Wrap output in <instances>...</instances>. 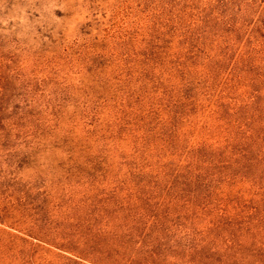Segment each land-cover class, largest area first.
I'll return each instance as SVG.
<instances>
[{
    "label": "rangeland",
    "instance_id": "rangeland-1",
    "mask_svg": "<svg viewBox=\"0 0 264 264\" xmlns=\"http://www.w3.org/2000/svg\"><path fill=\"white\" fill-rule=\"evenodd\" d=\"M0 264H264V0H0Z\"/></svg>",
    "mask_w": 264,
    "mask_h": 264
}]
</instances>
